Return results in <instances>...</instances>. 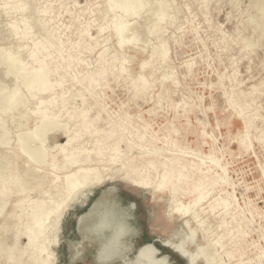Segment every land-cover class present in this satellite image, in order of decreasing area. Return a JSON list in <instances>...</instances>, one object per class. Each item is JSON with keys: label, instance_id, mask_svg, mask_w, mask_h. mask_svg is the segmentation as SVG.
Returning <instances> with one entry per match:
<instances>
[{"label": "rangeland", "instance_id": "rangeland-1", "mask_svg": "<svg viewBox=\"0 0 264 264\" xmlns=\"http://www.w3.org/2000/svg\"><path fill=\"white\" fill-rule=\"evenodd\" d=\"M23 1H29L28 4L34 6L30 21L41 16L39 10L42 7L49 8L50 13L45 16L46 26L54 45L45 53L44 69H51L53 64L67 67L69 62L62 93L69 100V107L79 110L96 101L90 115L100 108L101 116L109 123L104 120L94 127L107 128L109 124L123 123L127 127L124 134L131 143L138 140L151 150L165 149L166 152L188 155L191 160L199 162L206 172L205 186L209 190L207 198L198 208L203 209L201 218L202 221L205 219L194 241L190 217L179 218L176 214L174 219L169 220L166 216L168 205L163 202L162 194H157L154 202L145 191L121 181L99 186L63 221L55 250L56 263L103 264L96 260V252L104 240L103 235H108L109 230L94 233L85 229L97 218L88 215L92 206L110 193V199L120 204L116 213L125 211L127 216L124 219L130 231L121 241L122 246L132 247L128 257L152 244L157 250L156 257L165 255L170 264H195L194 261H198L197 264H210L212 261L208 251L195 245V242L203 244L201 234L207 228L211 234L208 237L210 240L221 236L223 246L218 253L222 264H264V14L259 11L260 0H161L169 17L166 22L159 23L163 30L156 32V35L155 31H150V26L158 21L155 13L158 0H144L145 5L141 9L136 8L137 11L132 10V13L124 12L119 0H116L119 5L113 12L107 8L110 0ZM1 7L0 55L5 49L15 52L17 45L15 50L20 53L18 59L22 62L25 60L27 66L35 64L29 54L33 49V40L44 37V31L32 27L26 37L21 35L23 28L18 24L20 12L7 14ZM121 14L126 18L127 28L121 34L120 40L124 43L119 48L111 25L114 16ZM8 22L18 24L16 32L11 30ZM84 30L87 31L85 41L91 45L90 48L93 46L91 50L76 46ZM88 35L92 37L88 38ZM95 40L98 41L96 45ZM161 40L166 44V56L156 54L150 58L154 49L159 51L163 48ZM57 43L61 45L62 52L56 62L48 61L57 54ZM113 53L117 54L115 61L112 60ZM142 60L150 62L143 69L139 67ZM4 67L0 65V87L5 85L7 89H12L14 78L7 74ZM61 67L59 72L51 75L52 82L55 83L64 72ZM102 67L106 68L104 77L87 85L85 77H96V72ZM164 73H169L171 78ZM139 74L145 77L147 86L143 91L134 92L132 84ZM55 90L59 91L60 88L55 87ZM44 95L48 97V94ZM35 96L29 97L26 104L12 114L11 108L5 107L0 100L3 108H0L3 121L0 120V169L3 176L8 175L14 155L7 153L13 148L18 149L19 159L29 155L31 173L27 176V186L31 188L28 192L31 197L41 189L49 190L53 177L49 161L53 155L63 162L59 146L65 141L61 126L38 137L35 136L37 130L34 127L40 123L39 117L31 115L28 120H22L20 116L31 113L36 106L40 96ZM233 102H237L238 106L233 108ZM67 114L65 111L59 113L60 123L66 121L67 128L76 132L79 129V125L75 124L77 120L68 119ZM242 115L251 121L248 128ZM52 122H55L54 117ZM128 130L133 136L128 134ZM4 137L6 140H3ZM149 138L151 140L147 141ZM90 142L88 135L78 141L85 147H89ZM26 143L30 146L27 147ZM26 147L30 149L29 154ZM121 147H125L124 143ZM37 148L48 151L46 164L40 163L43 159ZM19 165L22 172L26 164L21 162ZM58 175L62 178L64 172ZM211 179H217V182L211 185ZM88 183L90 180L86 179L85 191L91 186ZM60 197L54 196L56 200ZM215 197L226 201L228 210L225 215L220 214L224 210L223 205L214 210L207 206ZM9 207L7 205L4 210L7 211ZM42 220L45 223L48 221L49 225L54 222L55 216L45 215ZM220 222L223 223L222 227H218ZM191 225L194 226V222ZM238 226L244 230L242 236L236 233ZM12 232L6 231L0 238L7 241ZM168 238L174 239L175 251L162 245V241ZM184 245L187 251L181 250ZM227 252L231 256H227ZM0 264L5 263L0 260ZM105 264L120 262L115 260Z\"/></svg>", "mask_w": 264, "mask_h": 264}, {"label": "bare ground", "instance_id": "bare-ground-1", "mask_svg": "<svg viewBox=\"0 0 264 264\" xmlns=\"http://www.w3.org/2000/svg\"><path fill=\"white\" fill-rule=\"evenodd\" d=\"M158 1L160 4L158 2V6L155 8L156 18L158 21L157 23H154V25L152 24V27L150 26V31H155L154 34L156 32L160 33L163 30V28H160L159 23H162V21L166 22V20H168L167 18L169 17L167 16L168 13L166 14L165 7L162 5L164 1H162L163 3L161 0ZM106 2L105 4H107ZM28 3L27 1L24 2L23 0H2L3 6L0 5V7L2 6V11H5L7 14L10 12H20L21 17L18 21V24L22 25L21 27L23 28V31L20 33L21 35L25 36L29 34V31L32 29V27H35L38 31H44V37L36 41L33 40V49L29 54L30 58L33 59L35 64L27 66L25 60L22 62L20 61L21 59H18L20 53L19 51L15 50L16 47H18L17 45L14 49L15 52H12L8 49H5L1 52L0 65L3 67L4 65L6 66L8 71L7 74H11L14 78L12 79L14 80V84L12 85V89H7L5 85L0 87V100L5 105V107L7 106L11 108L10 114H12V112L20 109L24 104H26L25 102L29 97H36V94L39 95L40 98L36 102V106L32 112L25 113L20 117L25 121L28 120L31 115H34V118L39 117L40 123L37 121L39 124L34 127L35 130H37L35 136L38 137H43V135L46 133L52 132L57 127L61 126L63 128L61 132H63L65 135V141L59 146V154L64 159L63 162L58 161V157L51 155L49 161L50 169L53 171V177L50 181L51 186L48 191H43L41 189L37 195L31 197L28 193L31 188L27 186L29 184L27 176H30L28 174L31 173L30 159H28L29 155H25L24 157H21L22 159H19L17 158L19 156V154H17L18 149L14 148L7 153V155H14V158L12 159V164L10 166L11 170L7 176H3L0 169V216L2 215L0 235L6 233L8 230L13 232L7 241L0 238L1 262L5 264H57L56 260L58 258L57 252L55 250L58 248V235L62 229V224L66 216L75 207L80 205L81 202L85 200L87 195L91 194V192H94L97 187L107 183H114L116 181L124 182L132 187H135L137 190L145 191L151 195V200L154 202L156 201L157 194H162L163 202H167L168 205L166 210L167 212L165 211L167 218L172 220L175 218L174 216L176 214H178L179 218H184V216H187V218L190 217L191 229H189L193 231L191 232L195 237L194 241H196V233L199 229L203 228L201 225L205 219L203 218L202 221L201 218L203 209L199 210L198 208L207 198L209 191L206 190L205 186L207 175L206 172L200 167V163L191 160L188 155L170 153L166 152L165 149L158 148V150H151L150 147H146L145 144L138 140H134L133 143L129 142L125 136L126 134H124L126 131L125 128L127 127H125L123 123L109 124L107 128L94 127L97 122L106 120V118L101 116L100 108H96L94 115H90V110L94 105L97 104L96 101H94L95 103H91V105L88 104L79 110H76L75 107H73V109L69 107V100L62 95L64 89L63 82L65 80L64 74L67 72L69 62L66 65L67 67H61L57 64H53L51 69H44L46 65L45 53L54 45L53 41L51 40L50 31L46 26L47 18L45 16L47 14L49 15V8L47 6L42 7L39 10L41 16L38 17L37 20L30 21L31 14L34 11V6L32 3ZM119 3L121 6H123L124 12L127 13H132V10L136 8L141 9V7L145 5L144 0H119ZM119 3L116 0H110L107 4L108 10L113 12L118 7ZM138 9H136V11ZM108 10L106 12H108ZM124 18L125 17L122 14L120 16L115 15L112 21L113 25H111V31L116 36V45L119 48L123 47L124 41L120 40V37L122 32L125 31V28H127V22L125 20L126 18ZM9 24H11V30L16 32L19 27L18 24ZM86 32V30L83 31L79 41L76 43V46L78 48L79 46H84L85 48L91 50L93 46L90 48L91 45L89 46L87 41H85ZM13 34L15 35V33ZM33 37H35V35ZM90 37L92 36H89L88 38ZM30 39L32 38L30 37ZM160 42H162V40ZM96 43H98L97 40L94 41V45H96ZM160 45L163 48L159 49V51L156 49H151V51H153L151 52V55H149L150 58L156 54L161 55L162 57L166 56L167 48L164 46L166 44L162 42ZM56 51L57 54L51 57V59L48 61L56 62L57 56H60L62 50L59 43L56 45ZM104 51L106 52V50ZM116 57L117 54L113 53L112 60L114 59L115 61ZM149 63V61L142 60L139 67L143 69ZM60 67L64 70V72L54 83L51 81L50 77L52 74L59 72ZM123 69L125 70L126 68ZM105 73L106 68L102 67L96 72V77L91 75L86 76V84L89 85L90 83L99 81L104 77ZM167 75L169 76V73ZM144 78L145 77H143L142 74H139L137 79L135 81L133 80L134 82L132 81L134 92L143 91L146 88L147 81ZM55 87L60 88V90H55ZM22 88H24V90H22ZM44 94H48V97H43ZM93 96L91 95V97ZM81 97H83V95ZM232 104L234 105L233 108L238 106L237 102H233ZM1 107L2 105L0 108ZM63 111H65L66 114L68 113V119L77 120V123L75 124L79 125V129L76 132L70 131V129L67 128L68 124L66 121L64 123H60L59 113ZM14 116L12 117L14 118ZM17 116L19 117V115ZM53 117L55 118V122H52ZM242 118L245 127L248 128L251 122L250 119L243 115ZM36 119L39 120L38 118ZM106 123L108 124L109 122L106 120ZM4 127L6 126L4 125ZM128 134L133 136L130 130H128ZM19 135H21V133ZM48 135L50 136V134ZM86 135L91 137L89 147H85L82 143H78L80 138ZM3 140H6L5 137ZM3 140L1 142H3ZM149 140H151V138L147 139V141ZM74 143H77V145ZM122 143H124V148L121 147ZM21 146L23 147V145ZM27 147L25 150H29V154L30 149H27ZM39 148H37V150H39L41 154L40 156L43 159L40 161V163L46 164L49 153L46 148ZM134 148H137V150H134ZM34 160L35 159H33V161ZM2 162L3 160H1V163ZM21 162L26 164V167L22 172L20 171L19 167ZM2 171L4 172V170ZM59 172H64L62 178L58 175ZM43 176L45 177V180L46 176L44 174ZM25 177L27 178L25 179ZM86 179L90 180V183L88 184H91V186L85 191V186L87 185L85 184ZM210 181H212L210 184L213 185L214 182H217V179H211ZM111 189L114 190L112 187ZM58 195H61L62 197H60L59 200H56L54 196L58 197ZM108 195L105 194L92 206V209L89 211L88 215L90 217L95 215L97 218L91 224V226L85 229L94 233H100L103 229L109 230L108 235H103L104 240L98 247L96 252V260L103 264L111 263L115 260H118L120 264H170L165 255H161L159 258L156 257L157 250L152 244L146 245L145 247L139 249L132 257H128L129 251H131L132 247L128 245L122 246L123 244L121 241V239L130 231L129 224H127L126 219H124L127 216L125 215V211L116 213L115 210L118 208V206H120V204L115 200H111ZM7 205L10 207L6 211L4 209ZM219 205H223L224 209L220 214L225 215L228 210V205L223 198L215 197L208 203L207 206L209 209L214 210ZM45 215H47V217L50 215L55 216L54 222L47 225L48 221L45 223V219L42 220ZM81 221L82 216L79 218L78 222L80 223ZM193 222L195 224L194 226L191 225ZM222 225L223 223L220 222L218 227H222ZM237 228L238 229L236 230V233L239 236H242L244 234V230H241L239 226ZM206 229H204L201 234L203 244L195 242V245L208 251L209 255H211L210 260L212 261L210 264H222L220 254L218 253L219 249L223 246L220 242L221 236L218 235V238L215 240H210L208 237L211 234L208 233ZM186 235L185 237L188 236ZM21 239L23 242H21ZM162 245L173 251L176 250L175 242L172 238L163 240ZM185 246L186 245H184L183 249L181 250H185ZM185 251H187V249ZM78 253L79 251H77V254ZM226 254L227 256H231V253L229 252ZM194 262L197 264L198 261Z\"/></svg>", "mask_w": 264, "mask_h": 264}, {"label": "snow or ice", "instance_id": "snow-or-ice-1", "mask_svg": "<svg viewBox=\"0 0 264 264\" xmlns=\"http://www.w3.org/2000/svg\"><path fill=\"white\" fill-rule=\"evenodd\" d=\"M259 7L261 9V13L264 14V0H260Z\"/></svg>", "mask_w": 264, "mask_h": 264}]
</instances>
